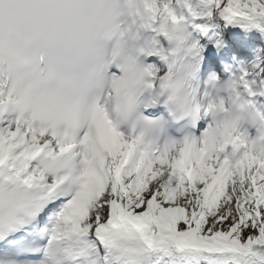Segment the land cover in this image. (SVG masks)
I'll return each instance as SVG.
<instances>
[{"label":"snow or ice","instance_id":"snow-or-ice-1","mask_svg":"<svg viewBox=\"0 0 264 264\" xmlns=\"http://www.w3.org/2000/svg\"><path fill=\"white\" fill-rule=\"evenodd\" d=\"M0 264H264V0H0Z\"/></svg>","mask_w":264,"mask_h":264}]
</instances>
